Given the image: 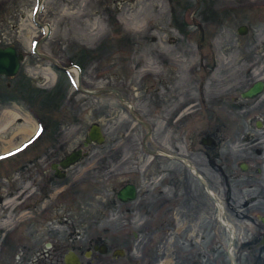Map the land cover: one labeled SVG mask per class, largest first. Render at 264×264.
<instances>
[{
  "label": "rangeland",
  "instance_id": "rangeland-1",
  "mask_svg": "<svg viewBox=\"0 0 264 264\" xmlns=\"http://www.w3.org/2000/svg\"><path fill=\"white\" fill-rule=\"evenodd\" d=\"M0 45L24 55L17 75H0V128L14 116L0 133V183L17 190L29 168L51 174L50 163L83 146L98 123L106 141L90 144L69 168L63 182L75 192H66L63 208L49 217L64 221L66 246L77 237L85 249L95 234L113 245L128 243L121 264H174L165 255L154 261L155 247L133 238L139 220L128 224L110 212L106 178L117 172L139 182L153 158L143 144L165 151L181 140L174 114L183 104L191 105L184 117L191 122L194 166H204L203 135L222 126L220 149L229 171L240 173L237 162L251 148L245 137L264 136L257 128L264 123V93L241 98L264 80V0H0ZM24 125L33 133L22 140ZM10 139L16 144L5 149ZM263 144L264 137L257 147ZM143 184L154 188L151 179ZM2 206L0 218L10 221ZM242 261L249 264L246 256ZM219 264H231L226 254Z\"/></svg>",
  "mask_w": 264,
  "mask_h": 264
},
{
  "label": "flooded vegetation",
  "instance_id": "flooded-vegetation-1",
  "mask_svg": "<svg viewBox=\"0 0 264 264\" xmlns=\"http://www.w3.org/2000/svg\"><path fill=\"white\" fill-rule=\"evenodd\" d=\"M190 107L183 104L174 114L180 141L166 143L165 151L143 144L153 158L139 182L117 172L107 176L108 208L124 215L128 224L139 220L141 231L133 238L140 235L143 246L155 247L154 261L165 255L174 264H219L226 254L231 264H241L245 256L249 264H264V148L257 147L264 136L245 137L251 147L247 159L237 162L240 173L231 172L217 136L222 126H217L201 138L204 166L198 168L192 160L191 122L184 117ZM137 120L144 128L150 126L143 118ZM257 128L264 130V123ZM84 142L81 147L87 153ZM69 152L50 163L45 172L51 174L35 175L29 168L22 189L8 190L9 184L0 183L1 209L12 214L10 221L0 218V228H8L0 229V264H65L70 251L82 264H121L119 260L128 257L127 242L113 245L95 234L85 249L77 237L68 238L66 246L61 232L64 221L49 217L63 208L66 192H75L73 183L63 182L69 168H54ZM150 179L154 188H144ZM128 184L136 186L135 197L121 199L119 193Z\"/></svg>",
  "mask_w": 264,
  "mask_h": 264
},
{
  "label": "water",
  "instance_id": "water-1",
  "mask_svg": "<svg viewBox=\"0 0 264 264\" xmlns=\"http://www.w3.org/2000/svg\"><path fill=\"white\" fill-rule=\"evenodd\" d=\"M247 32L246 26H241L239 28L240 34H245ZM50 34V30L43 38L46 39ZM24 60V55L19 53L17 48L13 45L1 46L0 45V75L14 77L18 74L21 68L22 61ZM92 93V91H87ZM264 93V80H257L249 88L241 93L242 99H253ZM258 126L261 127V121H258ZM106 141V136L100 124L93 123L88 131V135L84 142V147H88L92 143L103 144ZM206 143V141H203ZM87 153H84V148L74 149L69 152L59 164H55L54 168L58 169L60 165L64 169H68L78 162H80ZM136 186L133 184H128L119 193L121 199L131 198L133 199L136 194ZM65 264H82L79 256L73 251L66 254Z\"/></svg>",
  "mask_w": 264,
  "mask_h": 264
},
{
  "label": "bare ground",
  "instance_id": "bare-ground-1",
  "mask_svg": "<svg viewBox=\"0 0 264 264\" xmlns=\"http://www.w3.org/2000/svg\"><path fill=\"white\" fill-rule=\"evenodd\" d=\"M170 54V50L169 49H166L163 51V55L165 57H169ZM180 62H183L184 60H179ZM72 69L74 70V72L76 73L77 77H78V74H79V70H78V67L77 66H73ZM154 70H156L157 73H161V71L157 68H154ZM80 81V79H79ZM14 118V116H9V118L6 120V122L3 124V126L0 128V133L1 132H4L5 130V127H7V125L10 123V121ZM21 130L19 131V134L22 136V140H24L25 138L29 137L32 133H33V129H31L30 126L28 125H24V126H21L20 128ZM4 130V131H3ZM18 134V135H19ZM14 144L15 143V139H10L8 140L7 142H4V148L5 149H8V148H12L13 146H15ZM12 159V158H9V160Z\"/></svg>",
  "mask_w": 264,
  "mask_h": 264
}]
</instances>
